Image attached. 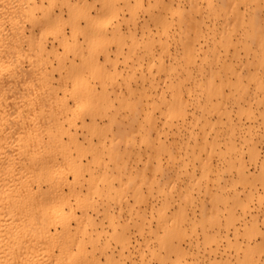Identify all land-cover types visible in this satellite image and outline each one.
<instances>
[{"label":"rangeland","instance_id":"rangeland-1","mask_svg":"<svg viewBox=\"0 0 264 264\" xmlns=\"http://www.w3.org/2000/svg\"><path fill=\"white\" fill-rule=\"evenodd\" d=\"M101 1L87 0V4L94 24L104 28L106 19L100 10ZM223 1L230 2L235 9L223 11L220 7ZM157 2L115 0L118 22L105 27L110 40L107 51L113 66L103 62L100 47L94 48L95 60H98L94 69L107 77L114 76V80L107 84L104 95L108 103L99 109L95 125H89L87 120L88 127L77 130L78 143H83V137L89 136L87 139L95 156L91 161L92 152L84 151L80 158L86 165L82 170L81 196L86 200L85 208L90 217L88 221H82L81 228L92 236L97 249H104L113 260L123 255L128 262L140 252L138 244L148 237L146 232H139L143 224L158 236L163 235L157 225L159 217L163 216V228L170 229L166 239L180 250L181 264L194 263L195 257L199 259L198 264H240L242 253L238 248L244 249L247 245L260 251L255 264H264V48L259 49L264 45V35L262 42L247 40L255 15H259L256 7L261 9L259 23L264 29V0H174L169 12L174 13L178 8L181 16L193 17L200 29L188 34L197 55L190 77L184 72L183 51L176 35L170 41L171 56L162 55L165 66L175 69L168 79L156 69L152 73L145 69L149 62L145 47L149 43L157 45L158 28L151 21L158 13L160 5ZM211 7L213 14L209 10ZM177 13L175 21L181 26ZM112 28H115L114 33ZM115 32L124 39L117 54L116 44L112 41L115 35L118 36ZM141 37L145 38L141 40ZM154 50L156 59L158 47ZM201 60H206L203 72L197 70ZM134 62L140 67L131 69ZM237 78L242 82L243 92L236 87ZM90 81L94 90L100 93L99 84L94 79ZM170 81L183 84V95L192 99L196 96L202 105L201 108L195 104L186 109L188 117L194 116L191 128L176 120L171 127L164 124L158 100L169 94L164 84ZM191 81L195 85L188 90ZM207 83L216 89L209 94L208 100L199 88ZM123 100L129 108L123 107ZM146 100L157 105L149 111L154 119L152 126L144 118ZM133 105L144 111L134 112ZM133 114L137 121L130 123L127 118ZM149 125L151 143L141 138L142 127ZM121 130L130 133L133 139L126 144L122 142L118 158L112 159L103 153V146L98 141L105 140L109 144L116 140L117 132ZM159 144L163 150L157 151L155 148ZM186 146H194L193 158L190 153L182 157L186 159L187 167L193 166V176L198 183L190 192V202L183 198L188 180L182 175L176 177L173 164L179 159V147ZM251 153L257 156L256 164L249 159ZM150 159L153 166L158 160L159 168L143 169ZM239 166L243 168V175L238 171ZM203 174L208 179L207 184ZM127 178L133 179L129 187L125 185ZM70 181L72 176L69 175ZM88 183L91 185L89 190ZM221 195L223 201L213 206L211 199H219ZM247 195L253 197L248 202L246 214L242 215L236 203H247ZM72 197L67 198L76 215H80ZM214 210L222 215H208ZM230 212L232 215H226ZM71 227H75L73 222ZM123 239L126 247L122 252ZM149 244L157 249L155 239ZM209 246L214 252H208ZM158 251L165 256L164 250ZM103 258L101 256L102 261ZM147 264L157 263L151 260Z\"/></svg>","mask_w":264,"mask_h":264},{"label":"bare ground","instance_id":"bare-ground-1","mask_svg":"<svg viewBox=\"0 0 264 264\" xmlns=\"http://www.w3.org/2000/svg\"><path fill=\"white\" fill-rule=\"evenodd\" d=\"M157 1L160 5L158 13L151 17L158 28L157 45L149 43L145 47L149 59L145 69L150 73L156 69L164 74L165 79L175 73L174 67L165 66L162 55L171 56L170 41L176 35L178 46L183 51L184 72L190 77L197 55L188 34L200 27L193 17L181 16L178 8L174 13L169 12L174 0ZM220 7L223 11L235 9L233 4L224 1ZM90 9L87 0H0V264H147L151 260L157 264H181L178 258L180 250L166 239L170 229L163 228V216L157 223L163 235L158 236L143 224L139 232H146L148 237L138 244L140 252L128 262L123 255L113 260L104 249H97L92 236L81 228L82 221H88L90 217L85 208L86 200L81 196L82 170L86 165L80 158L84 151L92 152L91 161L95 156L87 139L89 136L83 137V143H78L76 135L79 128L83 131L88 127L87 120L89 125H95L99 109L108 103L104 92L114 76L107 77L94 69L98 64L94 48L102 49L103 62L114 64L107 51L110 40L105 27L118 22L115 0H102L100 3L106 19L104 28L94 24ZM209 10L213 14V8ZM260 10L256 7V14L260 15ZM175 13L179 14L183 25L176 24ZM259 15H255L251 33L247 35L249 42L257 39L262 42L264 29L259 23ZM123 40L120 35L114 36L115 54L120 51ZM154 47H158L159 52L156 59ZM263 48L264 45L259 49ZM204 61L201 60L197 66L199 72L205 70ZM135 67L140 66L134 62L131 69ZM90 79L99 84L100 93L94 90ZM194 85L191 81L188 90ZM164 86L169 94L160 96L158 100L164 124L171 127L176 120L191 128L194 116L188 117L186 109L195 104L201 108L200 101L196 96L193 99L184 96L182 91L185 87L180 82L174 84L170 81ZM236 87L243 92L239 78L236 79ZM199 88L207 100L215 89L210 83ZM122 103L124 108H129L125 100ZM156 107L155 102L146 100L144 118L151 126L154 119L149 111ZM132 110L144 111L137 105H133ZM127 119L130 123L137 121L135 114ZM142 130L141 138L151 143L150 125L142 127ZM156 134L160 137L159 132ZM189 137L192 138L190 132ZM130 139H133L130 133L121 130L117 132L116 140L109 144L101 139L98 142L103 146L104 154L117 159L121 143L126 144ZM193 148L179 147V159L173 163L176 177L182 175L188 180L183 191L186 202H190V192L198 184L193 176V166L187 167L186 159H183L187 153L194 157ZM155 149L160 151L163 147L159 144ZM169 156L173 159L171 154ZM249 159L256 164L254 153L249 154ZM151 160L144 164L143 169L159 168L158 160L155 161L156 166L151 164ZM238 171L244 174L240 166ZM69 175L72 176L70 182ZM203 178L207 184L204 174ZM88 184L89 190L91 185ZM132 184L133 179L127 178L125 185L129 187ZM68 196H73L80 215H76ZM251 197L247 195V203H236L242 215L249 209ZM223 198L222 195L219 199L212 198L213 206ZM208 215L222 214L214 210ZM72 222L75 227H71ZM153 239L157 241V249L149 244ZM123 241L122 252L126 247ZM159 249L165 251V256L160 255ZM238 249L242 253L240 264L256 263L260 252L256 247L247 245ZM208 250L214 252L210 246ZM193 261L191 264H198L199 259L195 257Z\"/></svg>","mask_w":264,"mask_h":264}]
</instances>
